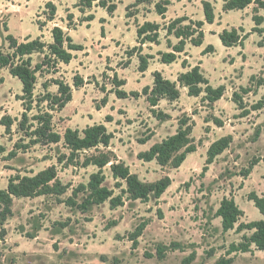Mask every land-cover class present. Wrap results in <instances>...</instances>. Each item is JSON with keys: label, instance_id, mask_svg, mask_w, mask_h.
Segmentation results:
<instances>
[{"label": "rangeland", "instance_id": "rangeland-1", "mask_svg": "<svg viewBox=\"0 0 264 264\" xmlns=\"http://www.w3.org/2000/svg\"><path fill=\"white\" fill-rule=\"evenodd\" d=\"M79 1L0 0V47L4 51L7 46L4 38L8 34L19 41L39 37L50 43L54 26L81 47V51L71 53L69 64L59 63L50 73L38 76L29 116L36 115L37 109L48 111L52 129L60 135L66 129L82 131L103 125L112 139L108 148L99 147L101 152H109L111 159L124 163L143 182L152 183L168 176L171 184L157 200L150 198L143 203L125 199L123 206L114 210L104 203L81 214L60 203L97 171L93 166H82L85 157L97 153L94 149L84 151L70 164L66 162L69 151L60 142L30 146L9 158L8 153L22 137L17 127L23 112L22 88L6 69H0V119L9 116L16 121L10 135L0 125V144L5 149L0 154V190L6 189L11 177H31L50 166L56 168L60 181L69 186L67 193L59 198L13 199L12 215L0 226L5 231L0 237V264H215L227 257L231 244L251 235L248 230L236 231L239 224L263 219L248 195L256 193L264 197V33H255L243 47L230 49L221 46L216 37L222 30L231 28H242L248 33L254 26L251 17L255 6L220 15L218 6L224 3L210 2L215 21L203 28V44L193 47L186 43L184 52L177 54L173 63L164 65L158 52H169L165 31L159 32V45H140L136 24L156 22L164 27L178 18L176 15L199 21L196 17L201 11V0H168L165 16L170 21L164 22L154 13V4L130 8L137 0H112L116 10L109 15L97 2L92 8L84 4L76 8ZM48 3L56 8L51 22L46 18L50 13ZM128 13L134 17L127 18ZM89 16L93 17L91 21H87ZM38 23L44 25L41 30ZM170 41L177 42L173 37ZM259 43L263 48L258 50ZM138 49L142 55L152 57L144 73L138 71ZM41 60L40 54L32 56L33 64ZM182 61H186V69H182ZM194 66L200 67L212 88H224L220 100L210 104L205 92L190 97L182 87H178L177 100L163 99L156 107H151L142 96V89L152 86L154 72L176 82L179 74ZM75 77L83 81L79 88L73 86ZM53 81L66 83L72 90V100L61 111L48 109L50 98L40 101L43 96L57 94ZM118 81L124 83L119 90L137 92L140 96L117 98L114 91ZM234 94L240 106L234 102ZM153 111L166 117L159 119ZM184 117L192 123L196 151L179 168H161L155 161L138 158L154 144L174 135L179 120ZM226 136L232 139L228 148L206 167L210 144ZM62 156L66 158L59 163L57 159ZM252 163L256 164L249 175L242 176ZM102 171L103 185L118 195L108 166ZM223 198L234 199L243 213L239 223L227 233L222 232L221 219L215 214ZM142 222L147 226L133 249L128 237ZM171 245L179 248L172 249ZM162 247L166 249L164 253ZM192 252L195 257L187 261ZM227 258H232L233 264H264V252L234 253Z\"/></svg>", "mask_w": 264, "mask_h": 264}, {"label": "trees", "instance_id": "trees-1", "mask_svg": "<svg viewBox=\"0 0 264 264\" xmlns=\"http://www.w3.org/2000/svg\"><path fill=\"white\" fill-rule=\"evenodd\" d=\"M12 1V0H6ZM97 2V6L104 9L107 14L112 15L116 10V3L112 0L108 2L104 0H80V5L76 8H81L84 4L86 8H92L93 3ZM154 4V12L161 18L165 19L167 7L170 5L168 0H137L136 5L130 8L138 7L139 4ZM254 5L252 22L254 28L252 33L261 35L264 33V28H261L264 23V0H224L222 12L228 13L230 11H242ZM50 13L46 16L47 21L54 20L56 8L52 3L46 4ZM202 10L204 14V22L192 21L187 17L176 18L168 23V25L161 27L155 22H144L141 25L136 24V38L140 45L146 43L159 45V32L161 29L165 31L166 47L169 52H158L160 62L164 65H169L176 60L177 54L184 52L186 43L194 47H199L203 43L205 23L213 24L215 15L212 5L208 1L202 2ZM82 12V9H80ZM263 13V15L260 14ZM72 19V15L67 16ZM127 18L134 17L129 13ZM92 16H89L87 21H91ZM187 24L184 25V23ZM39 30L44 25L38 23ZM8 32V29H5ZM51 42L45 43L41 38L31 40L27 38L23 41L17 40L12 34H8L4 40L7 44L4 51L0 47V69H6L11 77L17 79L21 84L23 112L21 119L17 123L18 131L22 133V137L13 145V150L8 153L9 158L17 156L19 151H26L30 146L35 145H50L63 143L64 147L69 151V156L57 159L62 163L63 158L66 162L71 164L78 155L84 151L94 149L97 155L85 157L83 167L93 166L97 171L89 176L88 182L79 184L71 190V195L65 200L60 201L71 210H77L81 214H86L94 206H100L104 203L109 204V208L114 210L123 206L125 199L131 202L146 203L150 198L159 199L171 181L168 176L161 179L146 183L141 181L136 175L132 174L129 168L122 162L111 159L109 152H101L99 147L108 148L112 136L107 132L103 125H93L86 127L82 131L66 129L63 135H60L52 129V117L48 111H41L37 109L36 115L29 116L33 109L34 90L37 84L38 76L48 74L54 70L59 63L69 64L71 61L72 52L81 51V47L75 45L70 36L64 31L54 26L51 29ZM249 34H244L242 28L230 30H223L219 34V40L223 47H243L244 41ZM173 37L177 42L172 44L170 39ZM264 40V39H263ZM259 47L263 45L258 44ZM133 49V52H135ZM137 50V49H136ZM208 52V51H206ZM34 54L42 55V60L39 63L33 64L32 56ZM137 59L139 62L138 71L144 73L148 69L149 60L152 58L148 55H142L140 49L137 52ZM186 61H182L183 69L187 68ZM189 70L178 75L176 82H171L164 78L160 72L152 74L153 84L151 87H144L142 89V96L151 107H156L159 101L165 99L168 101H175L179 98L178 87L185 88L190 97H198L202 92L206 94L208 103L213 104L220 100L224 92L223 87L212 88L206 78L201 73L199 66L188 67ZM57 86V94L47 97H41L40 101L46 102L51 99L48 109L52 111H61L66 104L72 100V90L69 85L61 81H53ZM82 79L75 77L73 86L79 88L82 85ZM124 83L122 81L116 82V89L114 95L119 99H125L129 96L138 98L140 95L137 92L126 93L119 90ZM234 102L239 105V101ZM106 100L103 101V104ZM240 106V105H239ZM40 108V106H38ZM157 118L166 117L162 112L155 113ZM16 121L9 116H4L0 119V125L4 128L7 135L11 134V128ZM194 126V125H193ZM221 126V125H218ZM192 123L189 119L184 117L179 120L177 131L174 135L162 140L159 143L150 147L147 152L141 153L138 158L145 162L155 161L161 168L169 167L177 169L185 161L186 157L196 151L195 141L192 138ZM27 140V141H25ZM231 137H222L210 144L206 152V167L214 161V159L221 155L231 143ZM5 152L4 147L0 144V154ZM256 163H252L248 170L243 171L244 177L248 176ZM109 168L112 179L115 181L114 187L119 190L118 195H114V191L108 189L103 185L105 176L103 169ZM204 167L203 171L206 169ZM69 186L63 184L58 178L56 168L50 166L31 177L15 176L8 180L5 190H0V219L1 225L6 219L12 215V201L13 199H33L38 197L54 196L61 197L67 193ZM248 200L253 202L255 208L262 215L263 219L248 224H239L236 231L243 230L251 231L250 236H243L238 244H231L227 251V257L236 253H251L252 251H264V197H259L256 193H250ZM216 217L221 219V228L223 233L233 230L239 223L243 213L236 205L234 199L223 198L219 208L216 211ZM65 226V225H62ZM147 223L142 222L129 235V241L132 243V248L138 246V239L142 235ZM0 237H3L5 231L3 227L0 229ZM172 249L179 248L178 245H171ZM170 248V249H171ZM163 252L164 247H162ZM161 254V250H160ZM162 255V254H161ZM195 252H192L187 261L193 260ZM220 258L215 264H233L232 258ZM186 261V262H187Z\"/></svg>", "mask_w": 264, "mask_h": 264}, {"label": "crops", "instance_id": "crops-1", "mask_svg": "<svg viewBox=\"0 0 264 264\" xmlns=\"http://www.w3.org/2000/svg\"><path fill=\"white\" fill-rule=\"evenodd\" d=\"M180 1V0H179ZM178 1V2H179ZM203 1H209V2H213L214 0H201L200 2H199V4H200V6H201V11H199V15H198V17H196L197 18V20H199V21H201V22H204V14H203V10H202V2ZM215 1H219V0H215ZM222 3H224V0H220ZM222 4H220L218 7H219V12H220V15H228V14H232V13H236V12H242V11H230V12H228V13H224V12H222ZM245 10V9H244ZM155 13V12H154ZM156 14V13H155ZM261 15H263V13H260ZM157 15V14H156ZM165 15H167V12H166V14ZM158 16V15H157ZM186 16H189L190 18H195V17H193V16H191V15H186ZM159 17V16H158ZM175 17H178V18H180L179 17V15H176ZM160 18V17H159ZM160 20L161 21H170V19L168 20L167 18H166V16H165V19L163 20V19H161L160 18ZM174 20V19H173ZM240 20L241 21H243L244 19L243 18H240ZM251 22H252V17H251ZM156 23V22H155ZM253 23V22H252ZM206 25H209V26H212L213 24H207V23H205L204 24V26H203V28L206 26ZM254 27V26H253ZM253 27L250 29V31L248 32V33H246V32H244V34L246 33V34H249L248 35V38L244 41V42H246L249 38H253L254 36H255V33H252V29H253ZM223 31V30H222ZM221 31V32H222ZM220 34V33H219ZM219 34H216V37H217V39L219 40ZM215 36V35H214ZM204 38H205V33H204ZM170 39V38H169ZM219 42H220V40H219ZM203 44V43H202ZM220 44H221V42H220ZM221 46H222V44H221ZM257 46V48H258V50L259 49H262L263 47H259L258 45H256ZM194 47V46H193ZM200 47V46H199ZM228 49H230V48H228ZM182 67V66H181ZM183 69V68H182ZM189 69V68H188ZM153 78V77H152ZM169 80V79H168ZM170 81V80H169ZM172 82V81H171ZM153 84V83H152ZM258 252V251H257ZM264 252V251H263Z\"/></svg>", "mask_w": 264, "mask_h": 264}]
</instances>
